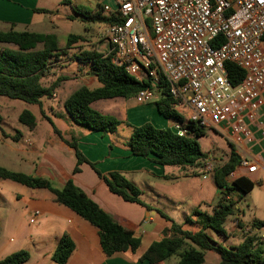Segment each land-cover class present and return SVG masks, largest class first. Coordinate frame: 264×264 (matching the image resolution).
Wrapping results in <instances>:
<instances>
[{"label":"trees","instance_id":"16d2710c","mask_svg":"<svg viewBox=\"0 0 264 264\" xmlns=\"http://www.w3.org/2000/svg\"><path fill=\"white\" fill-rule=\"evenodd\" d=\"M36 12L49 13L42 9ZM82 16L105 26L111 23V19L103 14L99 5L92 15L84 13ZM84 42L85 37L82 35H69L66 47L61 48L56 34L16 31L14 25L9 31H0V97L39 107L42 106L43 100L53 99L60 83L68 79L60 77L50 85H45L42 81L47 78L55 64L67 56L69 50ZM74 61L88 66L100 85L94 90L83 86L65 101V111L75 124L89 132H101L103 135L113 134L120 126L125 125L132 131L126 146L133 156L150 159L164 168L192 170L195 173L204 171L209 159L201 151L197 139L205 135V129L186 119L176 109V101L169 95V85L164 78L161 77L162 96L156 101L158 112L165 119L183 125L187 131L184 136L175 134L171 128L158 129L151 123L133 126L127 121H119L93 109L92 105L101 100L134 99L139 92L150 86L149 81H136L123 67L115 66L110 56L105 57L95 51L81 52L75 55ZM226 70L233 85H238L244 78V72L234 64L228 63ZM19 121L30 130L37 126V118L29 110L22 111ZM1 122L0 116V129ZM61 138L75 151L77 164L74 175L81 172L80 167L83 164H88L112 194L127 203L151 210L143 201L139 188L123 173L102 174L95 164L87 160L76 141H67L62 136ZM230 147L228 160L222 165H217L213 174L215 185L224 192L212 213L196 208L185 218L183 224H178L163 212L157 211L169 226L162 232L161 238L153 242L140 256L141 262L161 264L171 258H177V264H205L207 253L213 252L220 257L218 264H264V242L260 238L264 229L263 222L255 221L251 232L243 230V241L237 247H225L209 235V231H213L224 239L234 237L228 233L225 224L229 217L235 215L238 198L255 187L253 181L245 176L229 183L228 178L241 164V157L236 148L233 145ZM0 179L10 180L31 189L49 191L56 203L69 208L98 230L100 245L107 257L128 252L137 254L142 247L140 236L125 228L103 210L72 179H69L62 189H57L50 180L16 173L2 166ZM234 197H237L238 201L234 202ZM243 228L245 227L241 226L239 229ZM74 251L75 243L64 235L58 241L52 261L56 264H67ZM29 259L30 254L27 251H20L1 260L0 264H24Z\"/></svg>","mask_w":264,"mask_h":264},{"label":"built area","instance_id":"2783aa9c","mask_svg":"<svg viewBox=\"0 0 264 264\" xmlns=\"http://www.w3.org/2000/svg\"><path fill=\"white\" fill-rule=\"evenodd\" d=\"M97 1L111 19L104 56L136 81H149L135 98L139 104L162 96V77L176 109H190V120L236 150L257 142L256 128L264 136V0ZM228 63L244 72L238 85L228 78ZM175 128L187 133L181 124ZM210 161L204 169L214 174L216 159ZM238 169L256 174L260 162L245 155ZM31 216L35 224L40 212Z\"/></svg>","mask_w":264,"mask_h":264},{"label":"crops","instance_id":"0c3cea01","mask_svg":"<svg viewBox=\"0 0 264 264\" xmlns=\"http://www.w3.org/2000/svg\"><path fill=\"white\" fill-rule=\"evenodd\" d=\"M38 9L51 12L49 9L41 7V0H0V31H9L14 25L16 31L37 33L34 30L45 25V21L43 22L39 18V15L43 13L36 12ZM63 20L59 17L56 20L51 19V22L55 24L56 31H58L59 24ZM67 20H70V17ZM53 71L52 68L48 76ZM78 77L81 87L85 86L91 89L94 86L91 90L100 87L96 84L98 81L90 69ZM47 78L42 81L45 85H49ZM57 96L55 94L54 98ZM44 101L42 105L45 107ZM137 112L140 111L132 112L131 109H128L127 120L119 118L118 120L127 121L133 126H142L147 121L145 119L141 121ZM155 118L159 121V129L172 128L177 125L174 121L164 117L159 118L157 116ZM262 121L264 122V118ZM19 125V129H16L15 147L5 145L9 155L19 156L22 162H29V159L26 161V156L29 158L40 156L34 176L50 180L53 185L57 184V189H62L66 182L72 179L103 210L125 228L140 236L143 241L137 254L128 252L107 257L101 248L98 230L69 208L56 203L53 197L39 202L38 205L56 218L61 225V231L56 235L57 244L64 235H67L75 243V251L67 264H149L147 261L141 262L140 256L153 242L161 238L162 232L169 226V223L157 211L163 212L174 221L179 219L184 223L185 218L196 208L212 213L223 195L224 191L217 188L213 175L207 173L205 169L197 173L189 170L179 171L174 170V168H164L147 158L133 156L125 145L126 142L115 143L113 137L118 130L113 134L103 135L101 132H89L86 128L73 122L70 125L72 138L64 135L54 125L52 135L46 137L45 141L42 142L43 139L33 140L32 138L34 133L42 135L38 132L40 129L38 121L34 130H30L20 122ZM255 131L257 142L254 145L242 144L237 152L240 157L250 155L258 160L260 170L256 174L248 175L245 171L237 169L236 179L245 176L253 180L252 177L254 176L261 177L264 175V136H262L261 131H258V128ZM28 133L31 135L30 138L25 137ZM60 135L67 141H76L78 148L87 160L95 164L102 174L123 173L128 180L139 188L143 201L150 206L151 210L137 204L127 203L119 196L112 194L88 164H83L80 167L81 172L74 175L73 171L77 164L75 151L64 142ZM22 141L27 148L21 147ZM239 218L241 219L240 216ZM181 222L179 224H182ZM254 222L251 221L249 226L243 222L245 228H231L230 231H227L232 236L243 239V230L251 229ZM207 258L208 253L206 260ZM177 262V258H171L161 264H177Z\"/></svg>","mask_w":264,"mask_h":264},{"label":"rangeland","instance_id":"374dc122","mask_svg":"<svg viewBox=\"0 0 264 264\" xmlns=\"http://www.w3.org/2000/svg\"><path fill=\"white\" fill-rule=\"evenodd\" d=\"M41 7L49 9L51 12L39 15V18L43 22L45 21V25L34 31L41 34L56 33L61 48L66 47L69 35H82L85 37V42L75 45L68 51L67 56H64L62 61L53 67L54 71L47 78L49 85L60 77H66L68 80L60 83V87L56 91L57 98L45 99V107L0 97V116L2 118L0 166L16 173L31 176H34L40 156H31V158L26 156L25 159L26 161L29 159V162H22L19 156L9 155L8 148L5 146L15 147L16 129H19L20 126V114L24 110H29L37 117L40 128L38 132L42 135L34 133L33 140L43 139L42 142L45 141L46 137L52 135L54 125L64 135L72 138L70 125L73 124V121L67 115L64 103L68 96L81 87L78 75L89 71L88 66L80 65L74 61L75 55L84 51H95L104 55L106 48V26L82 16L84 13L90 16L97 11V0H41ZM58 17L64 20L56 31L55 24L51 22V19L56 20ZM68 17L70 20H67ZM0 48L2 47L0 46ZM96 84L99 86L98 82ZM156 99L146 104H139L135 98L128 101L124 99L101 100L93 104L92 108L117 120L118 118L127 120L128 109H131L132 112L138 110L140 112H137V116L141 121L145 119L146 123H151L158 128L160 124L155 117L163 118V116L158 112ZM180 112L186 119H190L192 116L191 110L187 107L181 108ZM131 133V129L127 126H120L117 134L113 137L115 143L126 142V145ZM30 136L28 133L25 137L30 138ZM197 141L201 151L208 156L207 162L211 158L216 159L217 166L228 160L231 147L221 134L205 129V135L198 138ZM21 147L27 148L23 141ZM174 170L178 169L174 168ZM189 171L192 172V170ZM252 179L255 187L251 192L242 194L238 198L237 211L234 216L228 218L225 224L228 231L231 228L239 229L241 226H245L243 222L248 226L251 221L264 223V175L254 176ZM228 180L232 182L235 178L229 177ZM56 185L54 184L55 187ZM52 198L53 195L47 190L31 189L10 180L0 179V261L14 253L27 251L30 254V259L24 264H56L52 261V255L57 246L56 235L61 231V225L56 218L38 205L39 202ZM233 200L234 202L238 201L237 197H234ZM36 211L40 212V217L35 224H31V214ZM169 212L172 215L170 210ZM236 216H240L241 219H235ZM175 222L179 224L181 220L176 219ZM209 235L217 243L229 248L237 247L243 241L242 238L235 236L224 239L213 231H209ZM219 261L220 257L211 252L208 253L205 264H215Z\"/></svg>","mask_w":264,"mask_h":264},{"label":"water","instance_id":"95a60500","mask_svg":"<svg viewBox=\"0 0 264 264\" xmlns=\"http://www.w3.org/2000/svg\"><path fill=\"white\" fill-rule=\"evenodd\" d=\"M171 129H172V131H173L175 134H179V130H178L177 128L172 127Z\"/></svg>","mask_w":264,"mask_h":264}]
</instances>
